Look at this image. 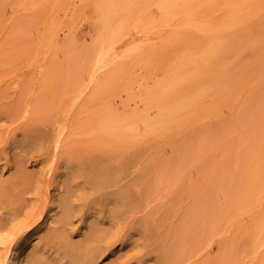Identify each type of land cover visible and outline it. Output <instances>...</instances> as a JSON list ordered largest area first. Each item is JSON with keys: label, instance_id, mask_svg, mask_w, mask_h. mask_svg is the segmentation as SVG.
Returning <instances> with one entry per match:
<instances>
[{"label": "rangeland", "instance_id": "rangeland-1", "mask_svg": "<svg viewBox=\"0 0 264 264\" xmlns=\"http://www.w3.org/2000/svg\"><path fill=\"white\" fill-rule=\"evenodd\" d=\"M38 228L46 264H264V0H0V264Z\"/></svg>", "mask_w": 264, "mask_h": 264}, {"label": "bare ground", "instance_id": "bare-ground-1", "mask_svg": "<svg viewBox=\"0 0 264 264\" xmlns=\"http://www.w3.org/2000/svg\"><path fill=\"white\" fill-rule=\"evenodd\" d=\"M260 20V19H259ZM263 22V21H262ZM260 25V24H259ZM257 26V25H256ZM247 27V26H246ZM245 27V28H246ZM263 28V27H262ZM251 29V27H250ZM254 29V28H253ZM252 29V30H253ZM247 30V29H246ZM248 31V30H247ZM248 33V32H247ZM246 34V33H245ZM228 36V35H227ZM191 37V36H190ZM199 38V37H198ZM238 39V38H237ZM232 40V39H231ZM234 40V39H233ZM225 42V41H224ZM223 43V42H221ZM235 43V41H234ZM234 47V46H233ZM232 49V48H231ZM218 60V59H217ZM139 86V84H138ZM176 86H174L175 88ZM128 96V95H127ZM132 104L135 106L138 105L139 101L131 99ZM131 104V103H129ZM134 106V107H135ZM161 106V105H159ZM162 107V106H161ZM80 169V168H79ZM103 182V181H102ZM53 210V208H51ZM50 212V211H49ZM52 216V215H51ZM42 217V214H41ZM43 220V219H42ZM48 220V218H47ZM49 224L52 223L53 218L50 219ZM48 222V221H47ZM51 222V223H50ZM48 224V225H49ZM46 226V225H45ZM39 227V226H38ZM33 228V227H32ZM41 231V228H38L36 230L29 231L27 235L23 237V239H20L18 241H14L10 243L7 248L4 250L3 254V262L4 264H46L42 257L37 255L34 251L29 252L30 247L34 248H41L43 245L42 243L35 241L34 243V236L38 234ZM41 235V234H40ZM34 237V238H33ZM40 237V236H39ZM36 239V238H35ZM33 241V246H31V243ZM168 246V245H167ZM167 249V247H165ZM163 251V250H162Z\"/></svg>", "mask_w": 264, "mask_h": 264}]
</instances>
